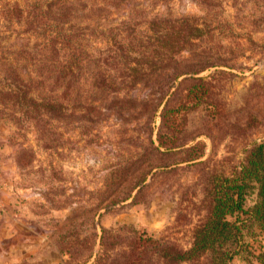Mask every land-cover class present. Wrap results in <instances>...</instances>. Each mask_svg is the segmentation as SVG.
<instances>
[{"label": "rangeland", "instance_id": "374dc122", "mask_svg": "<svg viewBox=\"0 0 264 264\" xmlns=\"http://www.w3.org/2000/svg\"><path fill=\"white\" fill-rule=\"evenodd\" d=\"M160 16L191 18L204 32L178 56L180 69L215 65L172 84L176 95L169 104L187 103L175 125L182 146L170 153L161 148L156 169L144 159L150 142L159 144L165 103L153 123L120 118L109 108L100 115V95L92 92L85 67L77 72L72 98L91 102L92 111H74L65 100L67 111L56 118L42 114L39 121L19 105L12 113L0 108V174L24 191L50 231L48 241L62 255L55 264H93L103 229H132L143 237H167L183 250L192 247L207 217L211 187L238 172L264 140V0H0V90L18 78L31 84L28 97L43 100L64 89L50 78L65 74L67 59L65 51L52 53L53 45L63 43L54 33L69 41L66 49L95 57L120 29L136 24L144 31ZM130 94L142 99L147 90ZM118 171L132 179L124 184L125 200L114 202ZM250 194L252 203L256 191ZM256 239L246 235V249L231 263L264 264V233Z\"/></svg>", "mask_w": 264, "mask_h": 264}, {"label": "trees", "instance_id": "16d2710c", "mask_svg": "<svg viewBox=\"0 0 264 264\" xmlns=\"http://www.w3.org/2000/svg\"><path fill=\"white\" fill-rule=\"evenodd\" d=\"M69 14L67 12L61 16ZM54 15L58 21L59 15ZM138 28L133 24L126 30L120 29L116 36L110 38L112 41L109 46L95 50V57L92 53H84V50L77 48L66 49L63 44L69 41L65 42L59 32L54 33V38L59 43L63 38V43L60 48L53 45L52 53L58 54V50L67 53L71 51L70 54L66 53L65 74L50 77L55 88L58 85L64 88L61 94L50 95L45 100L40 95L30 98L28 94L31 93V84L18 83L19 79L15 78L16 84L6 82V89L0 90V108L12 113V108L19 105L26 111L36 113L35 120L39 121L44 120L42 114L56 118L67 111L65 100L74 111H92L94 109L90 106L91 102L88 105L87 101L72 98V93L75 94L73 86L81 77L77 72L85 67L91 72L92 92L100 95V103L96 106L100 115H103L102 109L109 108L120 118L138 117L153 123L160 107L165 103L158 133L159 144L155 146L151 141L144 159L151 170L156 169L158 165L154 157L164 153L161 148L166 147V153H170L182 146L175 139V134L178 133L175 125L179 111L186 109L187 103H181L178 107L169 104L170 99L173 100L176 95L171 91L172 84L184 74H198L215 64L195 63L201 65L196 69L179 68L180 53L188 48L193 39L204 33L191 18L172 19L160 16L146 22L144 31ZM65 36L68 39L74 37ZM208 61L206 59L204 63ZM22 65L18 64L17 71H22ZM60 78L63 85L59 83ZM141 90H147L142 99L130 94ZM167 125L168 129L165 128ZM147 130L152 129L149 127ZM146 135L150 139L149 134ZM239 169L231 176H221L219 183L209 190L211 199L207 204V217L195 230L190 249L179 248L167 237L153 239L140 236L132 229L126 232H123V228L115 232L103 229L100 236L101 251L93 264H232V259L246 249V235L256 241L260 233H264V140L250 150ZM114 176L118 177L113 179L114 202L125 200L121 197L128 193L124 184L131 181L132 175L129 177L125 171H118ZM141 176V180L145 182L146 174ZM250 191H256L257 195L252 203L249 202ZM257 230L260 232L257 233Z\"/></svg>", "mask_w": 264, "mask_h": 264}, {"label": "crops", "instance_id": "0c3cea01", "mask_svg": "<svg viewBox=\"0 0 264 264\" xmlns=\"http://www.w3.org/2000/svg\"><path fill=\"white\" fill-rule=\"evenodd\" d=\"M0 174V264H55L62 255L24 191Z\"/></svg>", "mask_w": 264, "mask_h": 264}]
</instances>
